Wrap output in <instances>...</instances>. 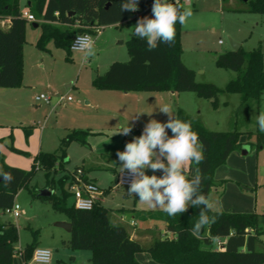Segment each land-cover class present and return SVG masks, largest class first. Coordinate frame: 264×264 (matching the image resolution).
Instances as JSON below:
<instances>
[{"label": "trees", "instance_id": "16d2710c", "mask_svg": "<svg viewBox=\"0 0 264 264\" xmlns=\"http://www.w3.org/2000/svg\"><path fill=\"white\" fill-rule=\"evenodd\" d=\"M154 0H139V11L121 12L122 0H31L27 11L37 20L42 32L37 42L40 51H46L52 42L58 49L70 52L71 44L78 35L95 34V28L126 24L139 18L152 17L147 9ZM247 12L264 15V0H248ZM182 10V5H175ZM0 18H10L13 27L8 32L0 31V87L20 88L24 79L23 46L26 42L27 21L22 17L20 0H0ZM175 42L172 46L161 44L155 51H148L146 42L132 38L127 42L130 60L127 63H113L105 74L97 76L92 85L100 91L123 93L172 92L174 94L194 93L198 99L210 102L213 110L220 107L222 94L239 95L240 108L250 102L259 103L264 96V53L259 48L245 51H229L216 58L219 69L231 71L236 78L223 89L212 83L198 82L196 73L185 66L182 60L181 24L175 25ZM227 105V103H224ZM176 117L190 121L192 130L198 134L203 145L204 162L199 165L202 175L201 190L204 194L216 186L214 173L226 164L229 156L241 148L243 133L239 130L229 132L209 131L199 117H191L178 110ZM135 136H140L133 130ZM171 132V131H170ZM25 138L32 134V128H24ZM88 131L75 130L60 142L55 153H39L33 159L30 171L2 164V170L14 176L11 184L5 185L0 177V211L10 209L15 204L18 193L28 187L38 170L45 171L48 186L54 184V175L63 173L68 158L67 150L72 143L87 145ZM257 149L264 145V132L255 134ZM26 156L25 153L12 149ZM2 161V159H1ZM191 167L197 165L191 162ZM81 171L85 182L84 167H78L60 179L61 194L55 193L42 198L39 193L34 199L47 201L54 212L63 214L72 225L67 245L78 251H90L91 264H140L136 256L141 252L150 255L156 264H264V252L257 250V244L264 230L260 227L257 213H226L211 210L208 214L216 216V222L208 227L200 238L191 234V228L198 219L199 209L189 207L184 214L170 217L166 212L148 215L154 221L164 223L169 236L154 237L148 247L132 240L127 227L115 222L113 211L97 202L91 211H79L74 203L68 205L72 196L69 186ZM193 176H186L188 179ZM67 185V188L65 186ZM50 189V188H49ZM109 191H106L107 194ZM38 232H33V242L22 251L24 263L32 260L38 248ZM217 240H226L220 250ZM19 242L17 227L5 222L0 224V264H14L15 245Z\"/></svg>", "mask_w": 264, "mask_h": 264}, {"label": "rangeland", "instance_id": "374dc122", "mask_svg": "<svg viewBox=\"0 0 264 264\" xmlns=\"http://www.w3.org/2000/svg\"><path fill=\"white\" fill-rule=\"evenodd\" d=\"M30 1L20 0L22 13L27 11ZM248 6V2L244 0H194L191 6H182L183 11L185 9L192 11L191 17L184 25H181L183 59L185 65L194 70L197 78L203 80L201 82L212 83L223 89L236 78L234 72L219 69L215 65L219 55L232 50V44L240 45L245 51H252L261 46L264 53V15L247 12ZM136 22L137 20L126 24L101 27L100 35H92L95 42V56L87 61L83 59V53L71 51L68 53L56 48L52 42L47 44L46 51H40L37 48V42L42 30L41 28L35 29L33 23L28 22L26 42L23 46V85L20 88L0 87V124H19L17 120L24 118L32 122L27 126H36L42 130L52 116V122L49 124V130L52 132L51 127L55 125V116L59 112L58 102L61 97L70 96L76 104L78 97L83 95L80 100L82 105L87 107L86 102L89 99L93 100V95H104V92L93 87L92 82L97 76L105 74L113 63H127L130 60L127 42L132 38H137L133 35ZM220 42L223 45H220ZM142 93L130 95H181L180 105L182 107L180 109L182 111H184L182 108L187 109L192 114L189 115L184 111L187 115L203 120L202 122L209 131L229 132L236 129L243 133L240 139L242 144L240 150L233 152L226 164L218 167L214 173V182L220 185L219 193H215L217 188L214 186L210 195L214 197L212 198L214 208H219L221 204L232 205V203H237L235 200H245L239 193L252 194L251 197L254 200L257 193L259 225L264 230V145L259 149L254 146L255 134L258 130L255 117L264 112V96L259 103L250 102L240 108L239 95L222 94L219 97V109L213 110L209 101L198 99L194 93ZM40 95L50 97L51 103L47 105L37 102L36 97ZM129 105V108L122 109V116L112 117L102 113L99 128L105 129L90 133L87 138L89 144L82 145L75 142L71 144L72 148H68V161L65 162L66 170L54 175V184L48 186L45 171L38 170L35 173L28 187L22 189L16 197L15 203L20 206L19 218L0 211V224L10 222L19 231V242L15 245L14 264H31V261L27 263L22 261L19 251L22 252L27 245L33 242V232L39 233L38 248L51 251V264H91L92 253L90 251L73 250L67 245L70 234L58 226L59 223L67 220V217L54 212L49 202L33 197L35 193L44 190L53 191L57 196L60 195L62 188L59 179L68 172H74L78 167L88 169V173L93 176L97 175L98 184L102 185L103 189L110 190L103 196L102 205L112 210L117 218L123 217L126 222H130L132 210L136 208L133 195L128 193L127 188L117 186L112 172L102 169L91 171L89 161L91 157H97L111 168L120 167L116 152L123 151L125 144L135 137L133 131L127 136L118 133L123 126H126L125 120L135 119L132 113L127 117V111L136 106L135 103ZM52 108L55 110L53 113H51ZM154 114L156 116L153 119H162L160 111ZM139 120L146 124V118L143 116ZM49 130L46 131L47 135ZM244 150H248L247 155H244ZM13 159H21L22 162L28 160L24 156L20 158L15 156ZM33 159L24 163L25 165H20L26 166L23 171L31 170ZM1 163L3 164L2 161ZM194 174V168L189 166L185 175L193 176ZM222 194L225 198L224 203L219 202ZM73 202L74 199L71 196L68 199V205L71 206ZM228 213H235V211H228ZM115 222L118 223V220ZM154 224L159 226L161 232L163 231L161 222ZM146 226L139 220V229L146 230ZM151 228L152 235L156 237L169 236L166 233L160 235L161 232L155 226ZM257 250L264 252V234L260 236ZM138 255L144 257L149 254L141 252Z\"/></svg>", "mask_w": 264, "mask_h": 264}, {"label": "clouds", "instance_id": "9594fccd", "mask_svg": "<svg viewBox=\"0 0 264 264\" xmlns=\"http://www.w3.org/2000/svg\"><path fill=\"white\" fill-rule=\"evenodd\" d=\"M121 12L139 11V0H122ZM191 9L179 11L168 0H154L152 17H142L133 27V35L146 42L148 51H155L161 44L172 46L175 42V25H184L191 17ZM73 47L83 53L87 61L95 56V42L90 36H77ZM159 111L166 114V122L150 119L144 125L140 136L125 144L123 151H117L121 174H126L128 193L151 208H162L170 217L184 214L189 207L199 209L198 219L191 228V234L200 238L203 232L216 222V216L208 213L214 208L211 197L201 190L202 175L199 165L204 162L203 145L192 130L190 121L175 116L172 108L165 104ZM152 114V113H151ZM149 114V116H151ZM261 132H264V112L255 117ZM170 130L172 135H168ZM133 125H126L118 132L127 136ZM194 162L196 175L188 179L186 165ZM152 171V175L147 174ZM160 172L157 176L155 173ZM5 185L11 184L14 176L0 169ZM123 182H125L123 180Z\"/></svg>", "mask_w": 264, "mask_h": 264}, {"label": "crops", "instance_id": "0c3cea01", "mask_svg": "<svg viewBox=\"0 0 264 264\" xmlns=\"http://www.w3.org/2000/svg\"><path fill=\"white\" fill-rule=\"evenodd\" d=\"M12 27H13V21L10 18H0V31L8 32L12 29ZM182 60L183 63L185 64L183 56H182ZM196 80L198 82L203 81V80H199L197 76H196ZM101 92H104V95H93L94 99L93 100L89 99L86 102L87 107H84V105H82L83 103L81 102L82 100L81 96L83 95H80L78 97V102H76V104L70 96H67L66 98L64 97L65 100L63 102H58L59 112L57 113V116H55V123H54L55 125L51 127V129L53 130L52 132L51 130H49V124L52 122L53 119L52 116L49 118V120L45 124V127L42 130L41 129L39 130L36 126L35 127L27 126V125H31L30 123L32 122H29V120L26 121L24 120V118H19L17 120L18 121L17 123L19 124H0V156L2 162L7 166L14 168L18 167V169L25 170L26 166L22 167L20 165H25L24 163L32 161V159L35 158L39 153H55L59 148L61 140L71 131L80 130V131H88L89 133H94L95 131H102L103 129H105V128H99L101 127L99 125H101L102 113L103 115L112 116V117L122 116L121 113L122 109L129 108L130 106L129 104L131 103H135L136 106L133 109H129L127 111V117L129 116L130 113H132L135 119L125 120V123L126 125L128 124L133 125V130L138 131L140 135L145 125L143 124L144 122L142 121L140 122L139 120L142 116L146 118L145 123L147 124L150 119H153L154 116H156L154 112L159 111V108L165 104L169 105L172 108L175 116L177 110L178 109L181 110L180 108L182 107L180 105L181 95H130L132 93H123L118 91H101ZM139 94H143V93H139ZM17 96L21 97L22 95H17ZM67 98H71L72 101L68 102L66 100ZM97 99L101 100L102 102L101 101L99 102ZM182 109L186 111L189 115H192L191 112H189L187 109L184 108ZM51 111H52L51 113H53V111H55L54 108H52ZM149 114H151V116H149ZM198 114L200 115V112H198ZM161 117L162 119H157L160 122H166L168 119L167 115L163 113ZM112 121L115 122L114 120ZM202 123L207 128L205 123L204 122ZM24 128H32V134L28 139L25 138ZM47 130L50 131L48 135L46 133ZM166 131H168L169 136L172 135L170 130H166ZM87 144H89L88 139H87ZM69 148H72V145H70ZM12 149L25 153L26 156L17 154L13 152ZM243 153L244 155H247L248 150H244ZM91 154L93 156L95 155L94 152H92ZM15 156L16 158H20L24 156V158H28V160L26 159V161L22 162L21 159H13ZM67 156H68V150H67ZM98 159L99 158L97 157H91L89 159L91 163L90 165L91 171H99L100 169H102L103 171H110L114 175L117 184L118 176L121 173L120 167L116 166L111 168V166L103 164ZM10 161H13L15 164ZM190 164L191 163L185 166L186 171L189 168ZM1 168H2V163L0 164V169ZM85 171L87 172V178L91 182H93L102 191L103 196H105V192L110 190L108 189L105 190L103 189L102 185L98 184L99 177L97 175L93 176L92 174L88 173V169L86 168ZM68 174L70 173L68 172ZM147 174L152 175L153 173L151 170H147ZM155 174L157 176L161 175L160 172H156ZM219 187L220 185H216L217 188V190L215 191L216 194L219 193V189H218ZM237 192L239 193V191ZM239 195L245 200H235L237 203H232V205L221 204L220 206H218L219 208H213L212 210L216 212H226V213H228V211H235V213H239L237 211L240 212L247 211L244 213L251 212L260 215L257 212V208L259 206L257 193L255 194L256 195L255 200L251 197L252 194L245 195L244 193L243 194L239 193ZM209 196L211 197V199L212 198L214 199V197H212L211 195ZM222 196L223 194L221 195L219 202L224 203L225 198ZM102 198L100 200L101 204L103 201ZM132 198L134 199L136 208H133L132 210L133 212L130 222H126L123 217L117 218L114 214H113V219H115V221L118 220V223L127 227L132 240L139 242L144 247H148L152 243L153 238L156 237L155 235H152L153 231L151 226H155L156 229H158V231L161 232L159 226L154 224V223H159V221L157 222L149 219L148 215L154 213H160L164 211L162 208L159 207L151 208L148 205L141 203L138 197H135L134 195L132 196ZM139 220L140 222H143L144 224L147 225L145 228L146 230L144 229L142 230L138 228ZM63 222L70 223L68 219L64 220ZM162 225H163L162 227L163 231L161 232L160 235L166 233L164 223H162ZM142 256L143 255L136 256V260L140 264H156L153 262L150 255H146L144 257Z\"/></svg>", "mask_w": 264, "mask_h": 264}, {"label": "built area", "instance_id": "2783aa9c", "mask_svg": "<svg viewBox=\"0 0 264 264\" xmlns=\"http://www.w3.org/2000/svg\"><path fill=\"white\" fill-rule=\"evenodd\" d=\"M194 0H168V3L175 4V5H182V6H191ZM153 5V4H152ZM152 5L147 9V11H152ZM22 17L29 23H36L37 20L35 17L30 14L28 11L22 13ZM102 28H95V35L101 34ZM90 36L93 38L90 34H84V35H78V36ZM77 37V36H76ZM76 37L74 38L70 51L71 52H78L82 53L78 50H76L73 45L76 40ZM222 45V42L219 43ZM65 100L64 97L60 98V102H63ZM68 102H71V98L66 99ZM37 102H43L45 104L51 103V98L47 97L45 95H40L36 98ZM123 180L125 182H123ZM119 187L127 188L128 189V183H127V177L126 174H119L118 176V182ZM69 192L72 194L74 199V207L75 209L79 211H91L95 204L97 202H100L103 193L102 191L93 183V182H85L82 178L81 171H78L76 176L74 177L73 183L69 186ZM7 215L13 216L14 218L20 217V206L18 204H14L12 208L5 210L4 212ZM226 240H217V247L218 249H222L225 245ZM22 252L19 251V257H21ZM52 262V253L48 249L43 248H37L33 254L31 264H51Z\"/></svg>", "mask_w": 264, "mask_h": 264}, {"label": "water", "instance_id": "95a60500", "mask_svg": "<svg viewBox=\"0 0 264 264\" xmlns=\"http://www.w3.org/2000/svg\"><path fill=\"white\" fill-rule=\"evenodd\" d=\"M245 2H248V0H244ZM179 9V8H178ZM33 27L35 29L38 28V26L36 24L33 25ZM241 48L240 45H237V44H232V50L233 51H238L239 49ZM54 194L53 191H50V190H44L42 192L39 193V196L42 197V198H49L51 197L52 195ZM58 226L62 229H64L65 231H67L69 234H71L72 232V225L71 223H66V222H62V223H59Z\"/></svg>", "mask_w": 264, "mask_h": 264}]
</instances>
